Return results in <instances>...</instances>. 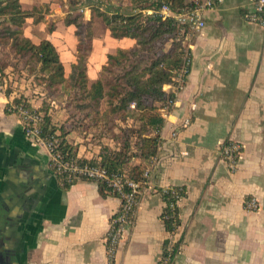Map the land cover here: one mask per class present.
<instances>
[{
	"label": "crops",
	"instance_id": "1",
	"mask_svg": "<svg viewBox=\"0 0 264 264\" xmlns=\"http://www.w3.org/2000/svg\"><path fill=\"white\" fill-rule=\"evenodd\" d=\"M248 9L246 0H222L205 12V26L190 44L186 83L159 133L157 161L110 260L104 238L120 199L102 196L89 181L63 189L48 169V154L25 137L18 116L8 111L18 98L39 110L45 94L21 87L5 95L0 87V264H157L166 240L179 245L172 264H264V32L244 20ZM80 11L91 23L86 71L92 83L108 54L135 41L113 38L101 18ZM53 17L44 20L52 28L33 24L25 36L33 44L51 42L67 78L77 29ZM73 133L65 140L86 160L96 158L102 145H114L107 138L96 144L91 134L72 142ZM225 141L242 148L232 172L218 153ZM170 187L186 191L172 235L160 219L161 190ZM250 199L257 211L244 209Z\"/></svg>",
	"mask_w": 264,
	"mask_h": 264
},
{
	"label": "trees",
	"instance_id": "2",
	"mask_svg": "<svg viewBox=\"0 0 264 264\" xmlns=\"http://www.w3.org/2000/svg\"><path fill=\"white\" fill-rule=\"evenodd\" d=\"M183 1L164 0L173 11L180 8ZM128 2L135 13L111 12L108 8L101 11L100 7L94 5L88 8L91 14L102 19L113 38L135 41L130 49H117L113 54H108L98 78L92 83L89 82L86 71L92 48V36L89 33L91 23L85 22L81 15L65 22L66 25L75 26L77 31L85 22L88 30L85 38H81L76 31L78 43L75 63L71 65L67 78L64 77L59 54L52 43L41 40L38 44H33L25 36L24 24L27 19L34 17L33 13L22 9L20 0H0V48H7L15 58L23 60L27 74L33 77L34 84L42 87L46 94L68 93L72 101L69 117L80 121L78 124L83 133L98 126L104 127L110 123L114 125L117 121L123 124L128 119L132 121V126L122 129L120 148L102 145L96 159L110 174H122L140 184L133 207L134 216L139 196L148 179L144 174L146 171L149 174L157 161L161 145L159 133L164 125L165 115L172 111L176 94L180 91L175 77L182 69L184 75L180 88L186 83L192 40L178 36L172 19H162L157 12L160 3L141 7L136 6L139 0ZM143 11L152 13L144 18ZM166 38L173 39L169 51L163 49ZM185 60L188 61L186 65ZM164 86H169L170 90L165 91ZM0 87L3 89L2 85ZM9 93L10 91H4L5 95ZM21 101V98L15 99L13 104ZM132 103L134 108L130 109ZM5 112L8 113L7 106ZM40 129L42 136L59 131L61 152L68 157H75L72 147L65 140L67 134L75 131V127L71 126L68 130L57 129L44 115ZM111 131L112 128L106 129L104 133ZM107 139L113 142L112 138ZM134 163L137 165H133ZM61 186L63 189L69 187L67 184ZM97 186L102 196L118 198L105 182H98ZM185 194L182 187L161 190L164 208L160 219L169 235L174 234L180 225L177 203ZM115 215L116 213L112 218ZM178 250L177 243L164 241L161 260L157 264H172Z\"/></svg>",
	"mask_w": 264,
	"mask_h": 264
},
{
	"label": "built area",
	"instance_id": "3",
	"mask_svg": "<svg viewBox=\"0 0 264 264\" xmlns=\"http://www.w3.org/2000/svg\"><path fill=\"white\" fill-rule=\"evenodd\" d=\"M221 1L184 0L182 6L175 11L170 8L169 4L160 1L157 12L162 19H172L178 36L185 37L190 41L204 28L205 12L215 8ZM246 1L249 9L243 15L244 20L259 26L264 32V0ZM151 13L152 11H147V14ZM184 64H188V61L185 60ZM182 71L184 72L183 69ZM178 89L181 90L180 87ZM8 111L18 116L22 123L25 137L32 140L48 154V169L57 177L60 185H71L78 181H89L96 184L105 182L108 188L118 195L120 207L115 217L110 220V225L104 238L108 259H112L118 249L121 238L133 223V207L136 196L139 194L140 184L126 178L122 174H110L96 158L86 160L77 155L68 157L63 154L60 150L59 132L42 136L40 126L44 114L30 104L24 101L18 104L12 103L9 105ZM241 149L238 143L229 141L222 142L218 148L220 159L228 165L231 172L236 169ZM147 173L146 171L144 176L148 177ZM244 209L252 212L257 211V201L255 199L245 201Z\"/></svg>",
	"mask_w": 264,
	"mask_h": 264
},
{
	"label": "rangeland",
	"instance_id": "4",
	"mask_svg": "<svg viewBox=\"0 0 264 264\" xmlns=\"http://www.w3.org/2000/svg\"><path fill=\"white\" fill-rule=\"evenodd\" d=\"M50 0L49 3H54L53 6H50L49 3H41L40 0H20L22 9L33 13L34 18H29L28 23L27 20L24 24L23 30L24 34H28L30 32V28L33 24L37 23H47V29L53 27V22L50 20L44 21L45 17L48 15H53V19L58 20V18L64 19V22L67 20H72L79 15L84 16L81 9L84 11L89 10V6L94 5L98 6L102 10H106L107 8L111 12L120 11L122 14H130L135 13L132 9L133 6L128 2V0ZM164 0H139L136 6L147 7L150 5L156 6L157 3ZM144 18L148 16L147 11L142 12ZM143 18V19H144ZM32 20V21H30ZM37 21V22H36ZM75 27V26H74ZM76 28V27H75ZM85 22L81 26V28L77 31L80 33L81 38H85L87 36L88 30ZM74 32L73 38L75 39ZM91 29L89 30V33ZM77 39V38H76ZM173 44V39L166 38L164 41L163 49L165 51H169ZM23 60L17 59L13 56V54L5 47L0 48V85L3 86L4 91H19L21 87H27L29 90H38L42 92L45 97L44 103L39 109L47 118H49L50 123L54 125L57 129L63 128V130H68L69 127H75V131L72 134L71 141L76 142V140L80 137H86L91 134L92 137H88L93 140L96 144L101 145V140L104 138H112L113 142L118 145L112 146V148H120V142L123 140V132L122 129L127 126H132V121L128 119L126 123H122L121 121H117L114 125L107 126H98L95 128L89 129L87 133H83L81 130L82 127L78 124L80 121L77 118L71 119L69 117V111L71 110L72 101L68 97V93H54V94H46L42 87H38L34 84L33 77L29 76L24 69ZM182 71V70H181ZM179 72L177 77H175V82L178 87L182 84V79L184 72ZM111 79V78H110ZM119 79V77H118ZM31 80V81H30ZM112 84H115L112 81ZM169 86H164L163 89L166 90ZM173 89V88H172ZM176 90V88H174ZM133 103L130 105V109H133ZM111 132L104 133L106 129H111ZM105 142V141H104ZM103 143V142H102ZM135 164V163H134Z\"/></svg>",
	"mask_w": 264,
	"mask_h": 264
}]
</instances>
